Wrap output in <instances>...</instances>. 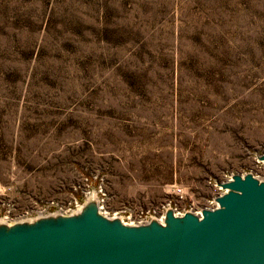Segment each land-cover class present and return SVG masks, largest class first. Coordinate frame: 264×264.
Here are the masks:
<instances>
[{
	"label": "rangeland",
	"instance_id": "rangeland-1",
	"mask_svg": "<svg viewBox=\"0 0 264 264\" xmlns=\"http://www.w3.org/2000/svg\"><path fill=\"white\" fill-rule=\"evenodd\" d=\"M264 0H0V203L147 208L257 172ZM259 173V172H258ZM260 176H264L259 173Z\"/></svg>",
	"mask_w": 264,
	"mask_h": 264
},
{
	"label": "water",
	"instance_id": "water-1",
	"mask_svg": "<svg viewBox=\"0 0 264 264\" xmlns=\"http://www.w3.org/2000/svg\"><path fill=\"white\" fill-rule=\"evenodd\" d=\"M264 164V153L256 155ZM216 206L171 207L162 223L123 224L92 192L79 210L0 220V264H264V179L232 173Z\"/></svg>",
	"mask_w": 264,
	"mask_h": 264
},
{
	"label": "built area",
	"instance_id": "built-area-1",
	"mask_svg": "<svg viewBox=\"0 0 264 264\" xmlns=\"http://www.w3.org/2000/svg\"><path fill=\"white\" fill-rule=\"evenodd\" d=\"M258 172L264 175L263 163L261 164L260 171H257L255 173L250 171V173H252L255 177L259 179H264V176L261 177ZM244 173L246 172L240 174ZM231 174L232 173H226L223 175V177H220L219 179H211L208 183L211 185L212 191L209 197L204 202V204L198 206L196 200L194 201L191 199V196L188 194L186 188L172 184L170 192L172 196H170L167 200L156 205L140 209L134 207H124L116 211H111L110 209L106 210V195L102 187V183L99 182L95 188L90 187L88 184H86V186L80 189L79 197H75L73 200H70L67 203H59L50 200L17 213L13 212V205L10 202L7 201L6 203H0V220L12 223L23 219L35 218L38 216L53 213L69 214L79 210L86 198L92 192H94L98 207L101 212L108 216H120L123 224H142L147 222L153 216H155L157 220L162 223L164 211L167 207H171L175 215H181L183 211L188 209L194 211L195 214L199 215L200 208H212L213 206H216L214 198L224 191L223 189H221L220 186L216 184V181L224 182L230 180Z\"/></svg>",
	"mask_w": 264,
	"mask_h": 264
},
{
	"label": "crops",
	"instance_id": "crops-1",
	"mask_svg": "<svg viewBox=\"0 0 264 264\" xmlns=\"http://www.w3.org/2000/svg\"><path fill=\"white\" fill-rule=\"evenodd\" d=\"M212 191V190H211ZM210 195V194H209ZM209 195L207 194L206 196V199L209 197ZM206 199H203V200H198V201H196V203H197V206L198 205H202V204H204V202L206 201ZM111 211H116V210H113V208L112 209H110Z\"/></svg>",
	"mask_w": 264,
	"mask_h": 264
}]
</instances>
